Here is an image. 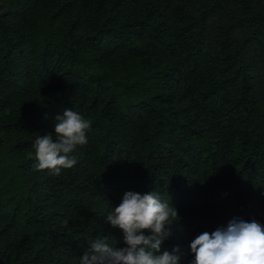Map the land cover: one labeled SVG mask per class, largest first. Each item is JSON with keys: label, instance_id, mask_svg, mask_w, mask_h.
<instances>
[{"label": "trees", "instance_id": "1", "mask_svg": "<svg viewBox=\"0 0 264 264\" xmlns=\"http://www.w3.org/2000/svg\"><path fill=\"white\" fill-rule=\"evenodd\" d=\"M65 109L88 143L37 171ZM152 190L178 209L161 252L180 264L233 218L264 225V0H0V264L124 247L107 213Z\"/></svg>", "mask_w": 264, "mask_h": 264}, {"label": "clouds", "instance_id": "2", "mask_svg": "<svg viewBox=\"0 0 264 264\" xmlns=\"http://www.w3.org/2000/svg\"><path fill=\"white\" fill-rule=\"evenodd\" d=\"M90 127L91 121L75 110H63L55 117L54 134L38 135L32 145L35 170L60 175L61 169L72 168L77 161L71 153L88 143ZM28 155L32 158L33 153ZM180 219L178 209L162 201L156 190L127 191L106 216V223L122 232L125 246L117 248L107 237H97L79 264H180L183 252L179 245L171 252H161L172 235L171 226ZM190 250L194 256L190 264H264V225L254 218H233L227 226L196 236Z\"/></svg>", "mask_w": 264, "mask_h": 264}]
</instances>
